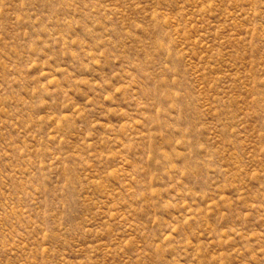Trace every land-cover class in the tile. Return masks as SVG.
<instances>
[{"label":"rangeland","instance_id":"rangeland-1","mask_svg":"<svg viewBox=\"0 0 264 264\" xmlns=\"http://www.w3.org/2000/svg\"><path fill=\"white\" fill-rule=\"evenodd\" d=\"M0 264H264V0H0Z\"/></svg>","mask_w":264,"mask_h":264}]
</instances>
